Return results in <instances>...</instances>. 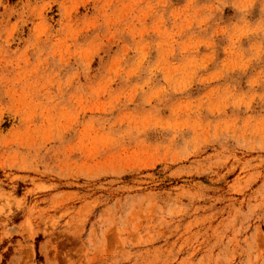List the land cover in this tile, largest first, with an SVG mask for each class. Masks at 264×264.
<instances>
[{
  "label": "rangeland",
  "instance_id": "obj_1",
  "mask_svg": "<svg viewBox=\"0 0 264 264\" xmlns=\"http://www.w3.org/2000/svg\"><path fill=\"white\" fill-rule=\"evenodd\" d=\"M0 264H264V0H0Z\"/></svg>",
  "mask_w": 264,
  "mask_h": 264
}]
</instances>
